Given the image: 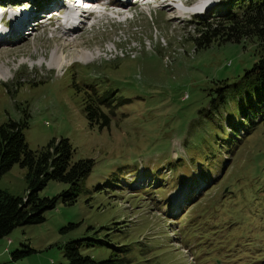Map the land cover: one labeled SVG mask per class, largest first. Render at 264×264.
I'll return each instance as SVG.
<instances>
[{
  "label": "rangeland",
  "instance_id": "obj_1",
  "mask_svg": "<svg viewBox=\"0 0 264 264\" xmlns=\"http://www.w3.org/2000/svg\"><path fill=\"white\" fill-rule=\"evenodd\" d=\"M1 1L33 8L36 22L61 0ZM185 1L207 4L188 14L180 11ZM213 1L129 0L131 12L80 24L67 45L71 37L59 38L53 18L0 40V124L26 119L30 149L65 137L73 161L93 162L75 202L58 199L44 221L0 239V264H65L63 244L76 239L83 254L113 253L121 264H264V117L254 123L256 91L244 77L264 50L252 37L195 47V17L227 3ZM99 96L108 126L85 116V99ZM243 130L249 134L240 139ZM25 175L14 163L0 188L25 195ZM67 188L50 180L39 195ZM23 243L33 251L12 259Z\"/></svg>",
  "mask_w": 264,
  "mask_h": 264
},
{
  "label": "trees",
  "instance_id": "obj_2",
  "mask_svg": "<svg viewBox=\"0 0 264 264\" xmlns=\"http://www.w3.org/2000/svg\"><path fill=\"white\" fill-rule=\"evenodd\" d=\"M195 18L200 25L196 30L197 35L192 38L195 47L208 44L214 39L240 41L241 38L252 37L258 41L260 49L264 50V0H227L222 8L213 9L208 15ZM244 77L246 85L256 91L258 105L255 107L249 104V107H253L251 115L256 123L264 117V53L245 71ZM95 99H85L87 101L84 106L86 119L90 125L97 123L99 127L108 126L109 114L102 109L103 105H106L105 99L103 96ZM255 110L259 113H255ZM247 111L244 108L241 113L246 115ZM25 127H27L26 119L9 118L0 124V176L14 163H18L26 168L27 182L23 196L12 195L0 188V239L7 236L16 226L44 221V213L54 208L58 199L63 203L75 202L81 181L93 163L91 159L86 158L73 161V147L65 137L54 138L39 149H30L25 139ZM240 130H238L239 133ZM243 131L240 139H244L243 137L249 134L247 130ZM50 180L65 182L68 188L51 197L40 196V190ZM82 246L83 239L70 240L63 244L65 264L122 263L113 253L104 259H94L80 251ZM114 249L117 250L116 247ZM32 251L23 243L22 249L14 250L11 257L16 259Z\"/></svg>",
  "mask_w": 264,
  "mask_h": 264
},
{
  "label": "bare ground",
  "instance_id": "obj_3",
  "mask_svg": "<svg viewBox=\"0 0 264 264\" xmlns=\"http://www.w3.org/2000/svg\"><path fill=\"white\" fill-rule=\"evenodd\" d=\"M12 1H17V0H12ZM55 1L57 2V0H55ZM96 1L98 2V0H96ZM103 1L109 2V4H107V5H109L108 6L109 8H113V6H115V7H118L120 11L130 10L132 8L131 6L126 5L129 0H103ZM142 1H144V0H142ZM168 1H173V0H168ZM216 1L217 0L213 1L214 4L218 3V1L217 2ZM86 2L98 4L97 2H94L91 0H86ZM202 3L205 5L207 4L204 1H201V3H196L194 5L193 9L196 6V8H200V10H202L203 5L200 6ZM20 5H21L20 3H16L15 7H17V8L5 9L0 14V40H2V41H9V40L13 41L15 39H18L24 33V29H27V27H29V25H32V24H36L35 26H32V32H35V30L37 29L38 26L44 27L47 24H50L49 22L45 23L44 25L39 23L40 21H42L43 18H39L36 22H32V19L35 17L34 16V9L31 8V9L21 10ZM165 6H169V8L171 9V4H166ZM45 7H47V6H45ZM180 11L181 12H188V11H191V9L188 10V8L187 9L180 8ZM56 12L59 14H63V16L66 18H71V13H70L68 6H66L62 2H60V3L57 2V4H55L54 10L50 13L56 14ZM79 18H80V22L86 23V20L88 19V15L84 14V12H83V14L79 15ZM54 20L59 21V23L61 25V20L59 17L55 16ZM17 24H18V26H17ZM81 26H83V25H81ZM81 26L79 24L74 23L73 21H70L68 27H65L64 29L59 28L60 32L62 31L61 33H58L60 35V37L56 36V35H52V36H54L56 38H58V37L59 38H69V36H70L71 38L67 40L66 45L70 44L71 42L73 43L74 42L73 36L77 33H80L81 30L83 29V27H81ZM30 34H32V33H30ZM69 40H71V41H69ZM61 53H63V49L61 50ZM81 58L85 62L91 61L93 59L92 56L87 54V53H83L81 55ZM51 63L54 66H56L57 68H59L61 63H62V60L60 59V54L53 53V55L51 56ZM3 66H4V64L2 65L0 63V74H3L2 73L4 70Z\"/></svg>",
  "mask_w": 264,
  "mask_h": 264
}]
</instances>
